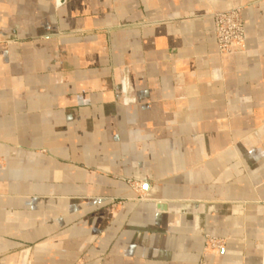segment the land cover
<instances>
[{"label": "crops", "instance_id": "1", "mask_svg": "<svg viewBox=\"0 0 264 264\" xmlns=\"http://www.w3.org/2000/svg\"><path fill=\"white\" fill-rule=\"evenodd\" d=\"M0 264H264V0H0Z\"/></svg>", "mask_w": 264, "mask_h": 264}, {"label": "rangeland", "instance_id": "2", "mask_svg": "<svg viewBox=\"0 0 264 264\" xmlns=\"http://www.w3.org/2000/svg\"><path fill=\"white\" fill-rule=\"evenodd\" d=\"M243 11V6H234L210 12L214 20L215 40L219 55L224 56L233 51H242L246 48L247 28L244 23ZM218 14H225V19L219 24L226 37L224 42H221L217 35ZM125 180L132 190L138 194L137 198L142 199V181L135 178H125ZM226 244L227 238L225 237L210 234H205L204 236V248L206 252L220 253Z\"/></svg>", "mask_w": 264, "mask_h": 264}, {"label": "built area", "instance_id": "3", "mask_svg": "<svg viewBox=\"0 0 264 264\" xmlns=\"http://www.w3.org/2000/svg\"><path fill=\"white\" fill-rule=\"evenodd\" d=\"M217 18H218L217 35L219 39L221 40V42H224L226 37H225L224 32H222V27L219 24L225 19V14H218Z\"/></svg>", "mask_w": 264, "mask_h": 264}]
</instances>
